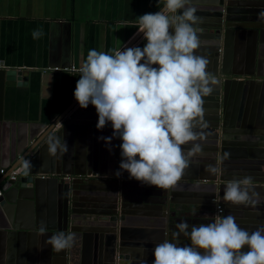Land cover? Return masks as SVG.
<instances>
[{
	"label": "water",
	"instance_id": "95a60500",
	"mask_svg": "<svg viewBox=\"0 0 264 264\" xmlns=\"http://www.w3.org/2000/svg\"><path fill=\"white\" fill-rule=\"evenodd\" d=\"M189 6L196 7L198 17L194 27L201 44L195 54L208 59L207 71L216 80L211 94L203 98V115L194 129L201 139L193 143L200 144L201 152L189 158L186 169L195 173L190 178L183 175L177 188L168 190L129 179L126 171L117 178L122 141L114 138L106 145L99 138L112 136L111 123L98 130L95 107L89 104L82 109L73 100L50 124L31 133L30 142L35 141L27 149L20 141L14 147L10 138L3 140L0 264H153L156 244L167 239L180 246L190 245L183 234L173 240L175 225L182 221L189 224L190 231L192 225L210 223L216 215H231L249 232L264 227V116L253 126L244 124L243 130H238L235 125L242 122L241 117H230L225 105L231 84L243 91L253 86L264 89V19L260 18L264 0H191ZM142 35L139 33L121 51L132 47ZM233 40L240 49L246 44V56L241 57L238 71L229 73L225 55L232 52ZM4 69L7 81L26 85L22 70ZM234 77L247 80L236 82ZM6 131L2 129L4 134ZM57 136L66 141L68 152L58 151L52 156L47 145ZM24 160L32 165L27 174ZM209 166L217 171L211 172ZM14 171L17 173L11 179ZM245 177L253 181V199L257 202H225L227 182ZM47 188L52 189L51 200L43 201L41 192ZM44 204L48 207L42 214ZM44 218L51 227L42 226L40 220ZM59 232L75 233V241L57 252L46 241ZM24 236L42 238L38 252L31 244L25 253L22 251L20 238ZM9 243L16 249L14 259L5 257ZM248 250L247 246L242 249Z\"/></svg>",
	"mask_w": 264,
	"mask_h": 264
},
{
	"label": "clouds",
	"instance_id": "9594fccd",
	"mask_svg": "<svg viewBox=\"0 0 264 264\" xmlns=\"http://www.w3.org/2000/svg\"><path fill=\"white\" fill-rule=\"evenodd\" d=\"M190 2L164 0L162 10L137 17L138 34L147 41L143 48L128 47L113 54L90 49L79 68L75 100L82 109L89 104L95 107L98 130L111 123L112 136L99 139L106 145L114 138L122 141L117 178L126 171L129 179L143 185L176 189L189 158L201 152L200 144L193 143L201 139L194 129L203 115V98L211 94L216 80L207 71L208 59L195 54L201 41L194 27L196 9ZM42 35L40 29L32 32L34 40ZM190 143V148L182 147ZM47 149L55 156L58 151L68 152V145L57 136L49 139ZM22 163L27 174L31 161ZM209 170L217 171L211 166ZM252 184L250 177L227 182L224 201L255 204ZM175 228L173 240L183 234L190 245L167 239L156 244L153 264H264V227L249 232L233 216L216 215L214 221L192 225L190 231L184 221ZM74 241L75 233L59 232L46 243L59 252ZM245 246L247 252L242 251Z\"/></svg>",
	"mask_w": 264,
	"mask_h": 264
},
{
	"label": "crops",
	"instance_id": "0c3cea01",
	"mask_svg": "<svg viewBox=\"0 0 264 264\" xmlns=\"http://www.w3.org/2000/svg\"><path fill=\"white\" fill-rule=\"evenodd\" d=\"M163 6L164 0H0V166L5 137L12 140L14 147L20 141L23 149L28 148L35 141L30 142L31 133L50 124L52 118L75 100L73 93L81 74L62 69L80 68L90 49L108 54L122 50L138 36L137 17L155 13ZM209 8L207 4L206 10ZM35 29L43 32L36 40L32 38ZM146 43L142 35L132 47L143 48ZM237 43L233 40L232 52L225 55L229 73L238 71L241 57L246 56V44L240 49ZM4 68L22 70L27 77L26 85L7 81ZM56 68L59 71H54ZM234 80L241 82L247 78L234 77ZM228 88L225 105L229 115L242 119L235 125L236 129L243 130L244 124L251 127L264 116L263 87L253 86L243 91L231 84ZM4 128L7 129L5 134ZM0 170L5 168L0 167ZM194 173L185 169L184 176L190 178ZM2 175L5 173L0 177ZM41 193L43 201L51 200V188ZM47 207L42 206V214ZM44 219L40 220L42 226L51 227L49 219ZM16 239L14 236V244ZM20 239L24 253L31 245L39 251L41 237ZM15 256V246L9 243L5 257L14 259Z\"/></svg>",
	"mask_w": 264,
	"mask_h": 264
},
{
	"label": "built area",
	"instance_id": "2783aa9c",
	"mask_svg": "<svg viewBox=\"0 0 264 264\" xmlns=\"http://www.w3.org/2000/svg\"><path fill=\"white\" fill-rule=\"evenodd\" d=\"M54 71H59L57 68L54 69ZM62 71H65V72H69L71 74H81L79 72V68H75V67H69V68H64L62 69ZM263 149H264V145H263ZM16 171L14 172H11V179H14V175H16ZM0 174H4V170H0ZM216 211H220V206H216Z\"/></svg>",
	"mask_w": 264,
	"mask_h": 264
}]
</instances>
